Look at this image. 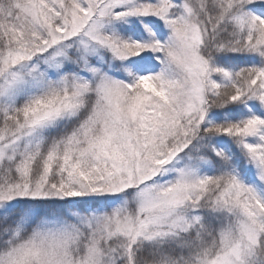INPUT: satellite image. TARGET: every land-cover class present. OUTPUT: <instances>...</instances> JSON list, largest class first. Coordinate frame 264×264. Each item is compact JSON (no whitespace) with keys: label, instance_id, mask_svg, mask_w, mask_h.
Segmentation results:
<instances>
[{"label":"snow or ice","instance_id":"6c2138e0","mask_svg":"<svg viewBox=\"0 0 264 264\" xmlns=\"http://www.w3.org/2000/svg\"><path fill=\"white\" fill-rule=\"evenodd\" d=\"M0 264H264V0H0Z\"/></svg>","mask_w":264,"mask_h":264}]
</instances>
